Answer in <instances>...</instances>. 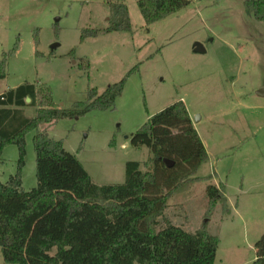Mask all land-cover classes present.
<instances>
[{"label":"rangeland","instance_id":"374dc122","mask_svg":"<svg viewBox=\"0 0 264 264\" xmlns=\"http://www.w3.org/2000/svg\"><path fill=\"white\" fill-rule=\"evenodd\" d=\"M137 1L125 0L129 32L81 42L82 29L108 25L102 0H0V59L13 50L0 94L34 84L50 90L56 107L71 109L90 89L101 94L137 67L111 110L59 119L38 131L61 141L94 184L120 185L126 162H139L146 171L151 159L147 148L130 145L131 135L182 101L207 159L195 174L200 181L183 182L171 193L155 231L170 224L194 233L206 221V188L223 184L228 213L217 203L207 223L219 240L214 264H251L252 235L257 228L264 232V95L257 94L264 89V23L243 0H193L147 25ZM35 111L24 107L27 118ZM34 134L24 136L23 166L17 145L3 147L1 183L19 171L25 191L37 186Z\"/></svg>","mask_w":264,"mask_h":264},{"label":"trees","instance_id":"16d2710c","mask_svg":"<svg viewBox=\"0 0 264 264\" xmlns=\"http://www.w3.org/2000/svg\"><path fill=\"white\" fill-rule=\"evenodd\" d=\"M102 1L109 9L108 25L82 29L81 42L131 30L125 0ZM191 1L138 0L137 6L149 25ZM243 4L254 19L264 23V0H243ZM12 52L0 59V79L5 78L7 57ZM127 75L101 94L90 89L86 100L71 109L56 107L50 90L34 84L25 83L0 94V156L6 144H15L23 166L24 136L35 131L32 144L37 182L35 188L25 191L19 171L5 184L0 182V252L5 264H214L219 240L207 231V223L217 203L228 213L223 184L206 188V221L194 233L170 224L155 231L171 193L183 182L200 181L195 174L207 159L182 101L155 113L131 135L130 145L147 148L151 159L146 171L139 162H126L120 185L94 184L61 141L38 131L41 125L59 119L111 110ZM28 105L36 108L33 118L24 115ZM165 160L172 165L167 166ZM254 250L251 264H264V233Z\"/></svg>","mask_w":264,"mask_h":264},{"label":"crops","instance_id":"0c3cea01","mask_svg":"<svg viewBox=\"0 0 264 264\" xmlns=\"http://www.w3.org/2000/svg\"><path fill=\"white\" fill-rule=\"evenodd\" d=\"M2 94V93H1ZM228 207H229V214L228 215H226V217H229L230 215H231V213H232V207L231 206H229L228 205ZM261 232H263V231H259V229L257 228L255 231H254V233H257V235L256 234H253L252 236L254 237V239H253V242H256L258 239H259V237L264 233H261ZM256 235V236H255ZM256 240V241H255ZM254 256H255V253H254ZM255 258V257H254ZM254 261V260H253ZM0 264H5L4 262H3V259H2V255H1V252H0Z\"/></svg>","mask_w":264,"mask_h":264},{"label":"water","instance_id":"95a60500","mask_svg":"<svg viewBox=\"0 0 264 264\" xmlns=\"http://www.w3.org/2000/svg\"><path fill=\"white\" fill-rule=\"evenodd\" d=\"M56 47V44H54L53 46H52V48H55ZM195 50L197 51V52H201V51H203V48L199 45V44H195ZM257 94L258 95H264V89L263 90H259L258 92H257ZM26 102L28 103L29 102V99L27 98L26 99ZM165 162V164L167 165V166H171L172 165V162H169V161H164Z\"/></svg>","mask_w":264,"mask_h":264}]
</instances>
